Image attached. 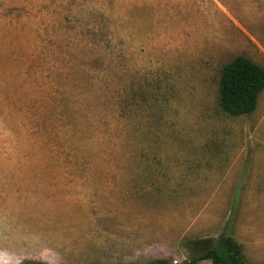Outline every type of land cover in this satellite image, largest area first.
I'll list each match as a JSON object with an SVG mask.
<instances>
[{
  "label": "rangeland",
  "instance_id": "374dc122",
  "mask_svg": "<svg viewBox=\"0 0 264 264\" xmlns=\"http://www.w3.org/2000/svg\"><path fill=\"white\" fill-rule=\"evenodd\" d=\"M237 56L264 68V0H0V264H179L224 233L264 264V89L218 105Z\"/></svg>",
  "mask_w": 264,
  "mask_h": 264
},
{
  "label": "trees",
  "instance_id": "16d2710c",
  "mask_svg": "<svg viewBox=\"0 0 264 264\" xmlns=\"http://www.w3.org/2000/svg\"><path fill=\"white\" fill-rule=\"evenodd\" d=\"M264 89V68L244 56H237L225 64L219 74L218 105L220 110L237 117L252 113L256 107L259 94ZM65 98L61 96L59 104L52 115L62 121V109ZM61 112V113H60ZM40 117H46L42 113ZM43 119V120H44ZM43 120H38L43 123ZM188 257L179 264H199L209 261L211 264H250L243 254L242 247L233 237L222 234L211 240H193L183 242ZM23 264H40L26 262ZM98 264V263H91ZM146 264H173L166 259H156Z\"/></svg>",
  "mask_w": 264,
  "mask_h": 264
}]
</instances>
